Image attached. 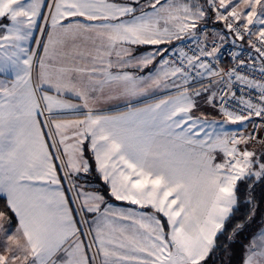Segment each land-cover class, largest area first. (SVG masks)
<instances>
[{"label": "snow or ice", "instance_id": "1", "mask_svg": "<svg viewBox=\"0 0 264 264\" xmlns=\"http://www.w3.org/2000/svg\"><path fill=\"white\" fill-rule=\"evenodd\" d=\"M258 189L264 0H0V264H223Z\"/></svg>", "mask_w": 264, "mask_h": 264}, {"label": "trees", "instance_id": "2", "mask_svg": "<svg viewBox=\"0 0 264 264\" xmlns=\"http://www.w3.org/2000/svg\"><path fill=\"white\" fill-rule=\"evenodd\" d=\"M257 201H258L259 207L257 208L256 217L249 225H246L245 230L239 236L236 237L237 242L231 245L233 254L229 256L228 254H225L223 252L217 253V256H219L221 260L223 261V264H229V260L231 261V264H239V258L242 253L241 245L247 243L246 237L250 236L258 228L264 225V202H260V190L259 189L257 190ZM0 207L2 208V201H0ZM247 212H248V208L243 203H241L240 210L236 215V219L237 220L243 219L247 215ZM221 243H224L223 238H221Z\"/></svg>", "mask_w": 264, "mask_h": 264}, {"label": "crops", "instance_id": "3", "mask_svg": "<svg viewBox=\"0 0 264 264\" xmlns=\"http://www.w3.org/2000/svg\"><path fill=\"white\" fill-rule=\"evenodd\" d=\"M218 27V26H217ZM201 111H205V112H209V113H213V110L211 108H208L207 106L201 105ZM197 115L199 114V112L196 113ZM214 114V113H213ZM91 179H93V177H90ZM117 204H120L121 202H114ZM3 204V202H2ZM1 208V207H0Z\"/></svg>", "mask_w": 264, "mask_h": 264}, {"label": "built area", "instance_id": "4", "mask_svg": "<svg viewBox=\"0 0 264 264\" xmlns=\"http://www.w3.org/2000/svg\"><path fill=\"white\" fill-rule=\"evenodd\" d=\"M231 50L229 46H226V51ZM225 60H227V57H225Z\"/></svg>", "mask_w": 264, "mask_h": 264}]
</instances>
